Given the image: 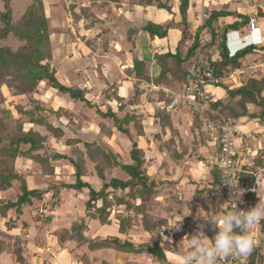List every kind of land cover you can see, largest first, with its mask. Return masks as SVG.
Listing matches in <instances>:
<instances>
[{"label":"trees","instance_id":"trees-1","mask_svg":"<svg viewBox=\"0 0 264 264\" xmlns=\"http://www.w3.org/2000/svg\"><path fill=\"white\" fill-rule=\"evenodd\" d=\"M13 0H2L5 9L10 11V4ZM49 0H31L26 11L15 21L11 15L8 19L0 23V42L14 37L20 45L14 49L7 46H0V144L9 142L8 149H0V194L11 190L14 183H18V192L14 200L0 198V219H7L8 230L21 229L25 237L32 240V231L36 230V225L40 224L44 229L51 226L56 219L54 210L60 204V193H72L74 197L85 196L80 213L75 212L67 215L69 219L68 227H62L55 232L57 238L56 246L63 242H75L76 247L85 248L87 251L112 249L116 252L124 253L128 257L149 255L158 264H169L167 256L186 233V219L179 229L174 231L172 246H166L160 242L161 229L156 217L148 211L151 201L160 204L158 198L164 192L166 186L170 187L167 193H172V187L177 186V181H173L168 167L179 169L182 163L189 160L202 161V146L207 139L204 132L202 120L206 116L199 113H192V124L190 130L201 132V138L186 141L177 135L173 126V116L177 115L183 106L175 108L172 113L165 111L170 100L163 93H155L147 96L146 101L155 106V114L152 118V125L160 129V135H164L168 129L172 138L179 137L175 147L173 139L170 138L167 144L164 143L160 135L155 132L151 135L156 151L162 155L161 163L155 178L148 174V166L151 162L143 150L138 147V138L143 136L142 112L136 104V108H125L119 115L102 100V104L96 105L88 98V93L81 85L66 86L56 78V65L53 64L54 47L51 42V28L55 27L57 32H61L59 25L53 23L51 18L62 17L66 8L63 0H54L51 9L47 10ZM89 7L78 5V0L68 7L70 16L77 28H82L81 21H85V27L93 25L95 13L92 11L97 0H88ZM101 6H106L109 2H126L132 8L138 6L142 8L155 7L163 10L169 15L173 14V4L179 3V12L183 18L187 11L189 0H99ZM48 11V12H47ZM206 19L201 28L196 31L194 40L190 47L182 55L181 45L174 53L154 55V63L158 68V73L150 79L143 72L139 74L135 71L140 66L138 61L134 62L133 71H128V75L133 76L137 81H152L155 85L169 89H180L185 81L188 70L192 66H197L204 56L209 59V71L216 77L228 79L231 74H240L246 68L242 60L252 55L251 47H247L236 52L229 57L216 32V22L218 18L225 17L230 13L227 11H217L208 9ZM247 17H240V24L247 23ZM173 21L156 23L143 21L139 29H128V40L132 43V35L137 32L146 33L152 41H159L167 37L168 29L173 26ZM83 26V27H84ZM228 28L237 27V23L228 25ZM60 29V30H59ZM207 29L209 40L199 51V56L195 52L199 48V34ZM82 30V29H80ZM79 30L78 35L81 36ZM184 38V37H183ZM131 50H133L131 48ZM215 57V58H214ZM142 71V70H141ZM240 72V73H239ZM148 75V72L146 73ZM108 84V81H106ZM42 91L54 93L59 97L66 98L70 103L80 105L82 108L93 110L94 114L103 122L99 124L100 132L107 138L111 137V131L106 127L105 122H111L115 130L130 142L128 150V162L122 160L121 156L100 137L89 132L86 127L75 131L70 128L73 116L62 108L54 111L49 106L41 103ZM223 96L213 105L226 119L237 120L246 118L249 122L255 121L257 124H264V76L259 79L249 78L247 81H240L238 86L229 87L222 85ZM9 93L12 97H23L25 103L13 101L6 103ZM254 108L248 112L249 107ZM101 107H105L103 111ZM173 115V116H172ZM51 118V121L48 120ZM37 128H45L46 133L42 134ZM90 136V137H89ZM92 136V137H91ZM177 137V138H178ZM52 139L62 142L70 150L76 145H82L85 149L84 156H68L53 149ZM264 147V146H263ZM210 153V159L205 162L209 169V180L204 187L196 190V196L204 199H216L219 193L226 194L222 178L218 171L216 156L218 148ZM79 152V151H78ZM75 154V153H74ZM65 161L69 168V175L74 181H57L52 179L57 177V172L51 161ZM263 157L258 158V166L264 167ZM21 161H28L31 168L38 167V174L45 178L42 186L30 189L26 183V176H33V169H29L23 175L18 169ZM92 167V168H91ZM120 169L126 176L125 179L111 177L107 179V173L113 169ZM35 169V168H34ZM55 176V177H54ZM162 176V178H158ZM95 177L98 184L92 185L88 178ZM235 184L238 180V188L243 189V195L239 200L246 210L255 207L258 202L257 177L256 174L242 167L234 175ZM264 180L262 179V182ZM168 184V185H167ZM236 186V185H235ZM264 193V186L262 187ZM49 197L48 204H44L45 197ZM171 200L178 202L177 195H170ZM178 204V203H177ZM230 209L229 203L221 213H226ZM45 214H44V213ZM30 216L29 220L26 219ZM11 216L13 220H11ZM74 216V217H72ZM202 219L203 214L198 213ZM72 218L71 222H69ZM58 220V219H57ZM204 221V219H202ZM92 223H98L102 228L114 230V235L91 236L89 229ZM258 224V223H257ZM259 232H264V220L259 221ZM112 225H116L113 229ZM237 233L240 229H235ZM196 232L195 229L189 230ZM249 235V232H248ZM135 236H142L144 240L136 243ZM32 238V239H31ZM34 242V240H32ZM21 237H11L0 232V258L3 255L12 257L15 264H30V257L26 256L28 245H21ZM252 245V250L247 254V264H264V254H259L261 247ZM30 248L36 249L34 252H41L43 264H50L51 254L41 246L33 244ZM35 257L33 254L32 258ZM73 257L80 264H90L86 253L81 257L73 254ZM100 264H109L100 262ZM128 264H134L129 262ZM222 264H228L227 258Z\"/></svg>","mask_w":264,"mask_h":264},{"label":"crops","instance_id":"crops-1","mask_svg":"<svg viewBox=\"0 0 264 264\" xmlns=\"http://www.w3.org/2000/svg\"><path fill=\"white\" fill-rule=\"evenodd\" d=\"M63 2L66 8L64 10L62 17L51 18L53 23H57L59 25V28L61 29L59 30L61 32H57V29L55 27L51 28L50 30V32L52 33L51 42L54 47L53 64L56 65V78L58 79V81L63 85L69 87L74 85H81L82 87H84V85H86L87 89L85 91L88 93V98L92 100L93 103L100 106V104H102V100H104L106 104L109 105L114 110H116L119 115L121 114V111H123L125 108H130V109L133 107L136 108L137 107L136 104H132V103L138 101V99L136 98L137 95L135 96L134 93V87L137 88L136 84L138 81L135 78H133V76L131 75L129 76L128 71H133L132 69L134 67V62L138 61L140 64L139 66L140 71L137 69H135V71L138 74L139 72H143L145 76H148L150 79H152L153 76H155L158 73V68L155 66L154 63V55L174 53L177 50V48H179L180 46L179 40H181V34L178 30L175 29L178 25H180L179 23L180 20H182V16L178 8L179 3L177 1L174 2L172 9L173 14L169 15L165 11L158 10L154 7L142 8L138 6H133L131 8L130 5L126 2H121V3L109 2L108 4H106V6H101L100 5L101 2L97 0L96 5L92 9V11L95 13V19H93L94 21L93 25H91L90 27H85L84 25H86V22L81 21L82 28H77L74 25V22L68 11L69 8L68 6L73 3V0H63ZM53 3L54 0H49L47 2L48 11L51 9ZM78 5L82 7H89V1L78 0ZM208 9H213L217 11L222 10L230 13L226 17L219 18L216 22V26L221 27L223 26L224 22L227 25H232L233 23H237V27H239L241 30L240 32L241 38L237 37L239 31L234 34V41L236 46L230 48V52L232 55H234L236 52L245 49L246 47H251L253 51L252 54L255 53V55H258L253 60L257 61L258 59V63L256 62V64L254 65L252 64L253 66L251 65L252 67L249 68L251 69L256 68L257 72L260 73L262 77V75L264 74V0H189L187 11L183 21L186 23V25H188L187 36L184 38V41L186 42L185 45L186 50L188 49V47L191 46L196 31L199 28H201L202 25L204 24V20L201 18V15L202 13H206ZM240 17L256 18V28L252 33L248 32L245 29L246 22L243 24L239 23ZM143 21H152L163 24L169 21H173L174 24L168 29L167 37L165 39L159 41H152L146 33L137 32L135 35H132V41L134 43L132 44L128 40L127 31L128 29L130 30L135 29L137 31L140 28L139 25ZM79 30L81 31V36L78 35ZM116 37H118L122 41H116ZM94 40L97 41V43H94ZM208 40H209V35L207 29H204L199 34V46L201 45L202 47L205 43H207ZM69 44H72V49L70 50H68ZM201 47H199L195 52V56H197L198 58L201 57L199 56V51L201 50L200 49ZM131 48L133 50H131ZM111 56L113 57V60L110 59ZM250 57L251 55L247 56L244 60H242V62L246 64V67L248 66L246 62L248 60H251ZM121 59L125 62L123 61L121 62ZM83 60H85L86 68L88 71L91 70L92 68V63H91L92 61L98 60L99 64H97L98 65L96 69L97 74H92V77H90L91 79L89 78L88 80L79 82V80H76L75 78L76 75L79 74L81 71L80 64L81 62H83ZM115 64H117L116 68L118 70V73L116 75L114 70L112 69V67L115 66ZM147 72L148 75L146 74ZM59 74H60V78H58ZM115 76H119V78L117 77L118 78L117 81L114 80ZM106 81H108V84H106ZM113 92H114V96L110 97L112 96ZM223 94L224 93H222V95L219 94L218 95L222 97ZM45 95L47 96L45 98H48V96H50L49 99L50 101L54 100L55 98L56 99L58 98L61 100H65L67 104L71 105L70 107L73 108L76 107L83 111H88V110L90 111V109L87 110V108H82L80 105L70 103L66 98L59 97L54 93H45L42 91L41 96H45ZM263 96H264V92H263ZM145 100L146 99L141 98L139 102L140 103L145 102ZM50 108L52 107L50 106ZM101 108H103L102 109L103 111L105 110V107H101ZM62 109L64 111H68L69 114L73 116V120L77 118V115L74 112L70 111L69 107H66V109L64 108ZM142 114L143 115L141 117V121H142L143 136L138 138V147L141 150H143L147 158L151 160L148 166V174L152 178L156 176L157 173L155 174L150 173L149 170L150 165H155L154 167L156 168L157 166L160 165L162 159V155L156 151V148L154 147L151 137V135L155 132L160 133L159 129L154 128L152 125V118L155 114V106L151 103H147L146 111L142 112ZM92 118L93 119H90V121L87 124L85 123L83 127L85 126L86 129L89 130V132H93L94 135L104 140L103 137H105V135L102 134V132H100V127H99V124H101L103 121L99 117H97L94 113ZM174 119H176L178 126L183 124V122L187 123L190 130V126L192 124V117L190 115H186L185 113L184 121H182L180 117L177 115L173 117V120ZM105 123L107 124L108 122ZM88 124L89 125L92 124L93 127L91 126L89 127ZM242 127L244 129L246 128L249 129L250 127H252L251 130L255 132L264 131V124L259 125L255 121H251L247 125L241 126L240 128ZM111 132H112L111 137L108 139H110L111 141L112 140L114 141L116 139L122 141V143L124 144L123 148L126 149V153H127V158L125 159L123 158V159L124 161L128 162V150L130 149L131 146L130 142L127 140L126 137L120 135L114 128L111 129ZM190 134H192L190 141L192 139L198 140L196 137L193 136L194 132L193 133L191 132ZM121 137H123L124 140H120L119 138ZM182 138H185L184 140L188 141L186 137H182ZM149 139L150 141H148ZM110 140H108L107 143ZM115 151H117V149H115ZM202 154L203 156L204 154H207L206 159H210V153L202 152ZM25 162L30 163L28 161ZM157 162L159 165L156 166ZM179 170L180 173H182V175L186 176L184 177V179H188L189 182L190 181L194 182L193 188L195 189V191L200 190L208 182L209 168L206 166L205 162L202 161L194 162V160L193 161L189 160L187 162L182 163L181 167L175 170L176 175ZM89 179L90 180L95 179V181L91 183L92 185L96 186L98 184V181L95 177L88 178V182H90ZM172 179L175 180L173 177ZM5 194L6 193L0 194V198H3L2 195L4 196ZM217 199L218 198H216L215 200ZM208 201H214V200L211 199ZM186 204L187 202H184L183 206H185ZM188 210L190 213L189 215H188ZM196 210H198V208H196ZM173 211L174 210L171 209L168 211V213H165V215L162 216L164 220L161 221L160 223L161 225L166 227L168 220V226L174 227L173 221L178 223L180 219L182 220V217L179 216V214L181 213L183 215L184 212L185 216L183 217V219H186L188 221L186 223L187 225L186 233L192 236L193 234H195V232L190 233L189 230H193V229H195L196 231L199 230V227H197V225L198 226L201 225V222H199L200 219L192 218L193 215L191 209H187V210L182 209L180 210V213L178 211V217H180V219H177L178 217H172ZM0 220L5 221L7 219H0ZM96 225H97L96 228H98L100 231L101 227L98 225V223H96ZM191 225L193 227H191ZM203 225L205 224L203 223ZM40 226H41L40 224L36 225L37 227L36 230L31 232L32 237L35 236L37 229H39ZM112 227L113 229H115L116 225H112ZM111 230L112 229H110V231ZM170 230L171 228L166 227V233L167 231L168 233L165 234L164 233L165 231H163L161 234V237L165 238L167 241L163 243V239L161 238L162 240H160V242L166 245L168 249L169 247L172 246V243L174 242V239L172 237H169ZM101 231L108 234L106 231L103 230ZM101 231L100 234L98 235L96 234L95 236H103L101 235L103 234L101 233ZM204 233L207 236V238L211 239L206 234V231H204ZM106 234L104 236H106ZM133 239L135 240V242L139 241L138 243L144 240L142 236H135ZM184 239L185 238L183 237L181 240H178V242L184 241ZM178 242L176 243V246L173 247V250L171 248V251L174 252L171 253L169 252L167 256V260L169 264H183V254L188 251L189 247H186L183 250L182 248L179 249ZM71 243H75V242L73 241L63 242L58 246H53V247H49L48 244H46L45 246L42 245L41 247L46 249V251L52 255L50 261V263L52 264H62V262L58 259V256L64 254L65 252L71 258L70 264H80L79 261H77L76 258H73L72 254L68 252V250L71 251V249H66ZM209 243L211 242L209 241ZM34 250L36 249L31 248V255L35 254L33 260L35 261V263L37 262L38 264H43L42 259L38 257V256L41 257V254L39 255L37 252H34ZM85 251H83L82 254L86 253V256L91 264L97 263L96 259L99 256L102 261L107 262L109 264H128L129 262H132L134 264H158L149 255L138 256L136 258L130 259L128 255L124 253L116 252L112 249L98 250L95 252H90L85 249ZM36 254H38L37 257Z\"/></svg>","mask_w":264,"mask_h":264},{"label":"rangeland","instance_id":"rangeland-1","mask_svg":"<svg viewBox=\"0 0 264 264\" xmlns=\"http://www.w3.org/2000/svg\"><path fill=\"white\" fill-rule=\"evenodd\" d=\"M30 2H31V0H13L11 2L9 15H11L12 21L17 20L26 11ZM6 12H7V10L5 9L4 3L2 2V0H0V23H1V19H2L1 17L4 16L6 14ZM220 18H223V17H220ZM179 23H180V25H178L175 29L178 30L181 34V40L182 41L179 40V45H181V50L183 51L181 54L184 55L186 52V48H185L186 42L184 41V38L187 36V31H188L187 26L188 25H186V23L183 22V18H182V20H180ZM184 27H186V28H184ZM228 27L229 26L224 22L223 26L216 29V32L218 34H220V35H217V37L220 40H223V46L226 49L228 56L232 57L233 55L230 52V48H233L236 46L235 41H234V34L239 31V33L237 34V37L241 38V36H240L241 30L239 27H236V28H234V27L228 28ZM116 41H122V40L119 39L118 37H116ZM94 43H97V41L94 40ZM19 45H20V42L12 36H9L8 38H6L5 40L0 42V46H7L10 48H14V49H16ZM199 47H201V45ZM68 48H69L68 50L72 49V44H69ZM257 56L258 55H255V53L251 55V57H250L251 60H248L246 62L248 66L241 70V75L236 73L235 75H232V77L229 76V78L226 79L227 80L226 83L229 87H231V88L234 86L236 87L239 85L240 81H243V80L247 81L249 78H252V77L253 78L261 77L260 73L257 72L256 68H254V69L249 68V67H252L254 64H256V62L258 63V59H257V61L253 60ZM110 59L113 60V57L111 56ZM122 61L123 60L121 59V62ZM123 62H125V61H123ZM91 63H92V68H91V70L88 71L86 68L85 60H83V62H81V64H80L81 71L79 74L76 75V78H75L76 80H79V82H83L85 80H88L90 77H92V74H97L96 69L98 67L97 64H99V61L95 60V61H92ZM116 65L117 64H115V66L112 67V69L115 72V75L118 73ZM243 65L245 66L246 64H243ZM136 69L139 70L140 69L139 66ZM117 77L119 78V76H115L114 80L117 81L118 80ZM58 78H60V74H59ZM136 86H137V84H136ZM216 92L219 95H222V93H223L222 90H216ZM134 93H135V96L137 95L136 98L138 99V101H136L135 103H132V102L131 103L132 104H139L140 99L138 98L139 95H138V92L136 90V87H134ZM6 96L8 98V100L6 102L7 104L12 102V101L14 103H17V102L25 103V100L23 97H12V96H10L9 93H7ZM113 96H114V92H113L112 96H110V97H113ZM45 97H47V96L46 95L41 96V98H40L41 103L43 105H47L49 107L51 106L54 110H57L58 108L66 109V107H69V110L74 112L77 115V118L74 120H71V123L69 125L72 130H75V131L81 130V128L83 127V125L85 123L87 124L90 121V119H93L92 118L93 113H94L93 110L89 111L87 109L88 111H83V110L76 108V107L75 108L70 107L71 105L67 104L65 100H61L58 98L54 99L52 97L54 100L50 101L49 100L50 96H48V98H45ZM253 110H254V108H252L251 106L248 108V112H251ZM178 112L179 113L177 114V116H179L182 121H184V114L185 113H186V115H190L191 117H192V113H195V112L190 111L186 107H184V109L182 108ZM48 120L51 121V118H48ZM231 121H233V120H231ZM238 122H240L241 126H245L249 123V121L246 118H240V119H237L234 121L235 124L236 123L238 124ZM88 126L93 127L92 124L91 125L88 124ZM173 126H174L175 130L177 131V135L179 137H186V139L188 141H190L192 134H190L191 132L189 130V126L187 123L183 122V124L178 126L176 119H174ZM106 127L110 131L112 128H114L111 122H108L106 124ZM35 128L38 131H40L42 134L46 133L45 128H43V127H41V128L35 127ZM251 129H252V127H250L249 129H247V128L244 129L243 127L241 128V130L243 132H245V133L249 132L250 136L245 137L242 140V143L238 145V152L242 155V158L246 160V167L256 174L257 183H258L257 194L259 196L258 202H257V204H258L260 202V200L264 201V193H263V189H262V187L264 186V181L262 182V179L264 180V167L261 168L260 166H258L259 165L258 164V158L263 157V159H264V147H263L264 146V131L263 132L262 131L255 132ZM159 132H160V129H159ZM185 133H186V136H185ZM158 134L160 135V133H158ZM187 134H188V136H187ZM193 136L196 137L197 139H200L202 137L201 132L198 130L194 131ZM160 137H161V139H163L164 143L167 144L169 141H171L170 138H172L173 136H172L171 132L167 129L165 134L160 135ZM177 137H174V139L172 138L173 139L172 141L174 142L176 148H178V145L176 144V142L179 139V137L178 138ZM103 138L106 142L108 140H110L106 136ZM119 139L124 140L123 137H121ZM183 139H185V138H183ZM207 139L203 143L204 146H202V148H201L203 153H205V152L211 153L212 151H215V149H216L215 145H213L211 143L209 145L207 143ZM148 141H150V139ZM108 143H110L111 147H113L114 150L117 149V151L119 153L117 151L116 152L121 156L122 160L127 158L126 149L123 148L124 144L122 143V141H119L116 139L114 141L110 140ZM52 145H53V149H56L60 153L67 154L68 156L74 157L75 155H78V156H84L85 155L84 154L85 149L83 148L82 145H78V146H76L75 149L70 150L69 148L65 147L62 142H56L53 139H52ZM205 147H206V149H205ZM201 157H204L203 158L204 162L208 161V159H206L207 154H204V156H201ZM194 162H196L195 159H194ZM51 163L54 166L55 171L58 174L57 177L54 176L55 178H52V179H54V180L56 179L57 181H61V182L67 181V180H69V181L74 180L72 178V176H70L68 173L69 168L67 167V164L65 161H58V160L53 161L52 160ZM157 165H159L158 162L156 163V166ZM31 166H32L31 163L21 161L17 167L22 172L23 175L26 173L27 170L33 169L34 175L32 177L27 175L25 177L26 178L25 180H26L27 186L30 189H34L36 187L42 186L43 183H45L46 179L39 175L40 172H39L38 167H34L35 168L34 169V168H31ZM154 166L155 165H150V168H149L150 173L155 174L158 172L157 168L159 166H157L156 168ZM208 168L210 169V167H208ZM174 169H175L174 167L169 166L167 171L169 173H171V177H173L175 179L173 181H175V182L177 181V187L174 186L171 188L172 189L171 191H174V192L167 193L166 191L169 190L170 187L166 186L164 188L165 189L164 192L161 193L160 197L158 198V201H160L159 202L160 204H155L153 201H151L149 203V205H148L149 213L152 214L154 217H156V219H158V221L159 220L163 221L164 218H162V216L165 215V213H168L169 210H171V209L174 210L172 212V215H173L172 217H178V211L180 213V210H182L183 208L186 210L188 208V209H191V211H192V215H193L192 218H198V219H200L199 222H201V224H203V223L205 224L203 230L206 231V228L208 227L209 222H207L205 220L202 221L203 218L202 219L199 218L198 213H202L205 218L209 214H213V213H217V215L222 217L224 213H221V211L226 206H228V203H229L228 197L226 196V194L219 193L217 195L218 197L216 196L218 198L217 200L213 199L214 201H208L209 198L204 199L202 196H199L197 194H196V196H194L195 195V193H194L195 189L193 188L194 182H192V181L189 182L188 179H184V177H186V176L182 175V173H180V170L178 171V173L176 175L175 170H177V169H175V170ZM38 172H39V174H38ZM111 177H116V178H120V179L126 178L125 174L123 172H121V170L118 168L113 169V170H111V172L107 173V179L111 178ZM160 177L162 178V176H160ZM160 177L158 176V178H160ZM152 178H155V176ZM208 180H209V178H208ZM89 181H90L89 183H93V181H95V179L94 180L89 179ZM17 192H18V183H14L13 188L11 190H9L8 192H6V194L4 196L2 195V197H3V199L5 198V199H9V200H14ZM174 194H175V196L177 195V200H178L177 203L178 204L171 200L170 195H174ZM181 197H183V199H180ZM48 199H49V197L46 196L43 200V203L48 204ZM59 199H60V204L58 206H56V208L54 210V215H56L55 216L56 219L53 220V222L49 228L44 229L42 226H40L39 229H37L35 236L32 237L33 238L32 240H34V242L32 240H30V243L27 244L26 242L30 238L25 237L22 234L23 232L21 229L17 228V229H13V230H8V227L6 225L8 223V220H5V221L0 220V232L5 233L11 237H16V236L21 237V242H20L21 245L23 247H26V245H28V252L26 253V256L30 257V264H38L37 262L35 263V261L32 258L33 254L31 255V248H30L31 245L33 246V244L35 243V245H37V246H42V245L45 246L46 244H48L49 247L56 246L55 243H57L58 240L55 236V232L58 231L62 227H68L69 223L67 221L69 219H65V218L67 217V215H71L72 213H75V212L80 213V211L82 210L81 209L82 203L86 200V197L83 195L81 198L80 197H74L72 195V193L66 194V193L62 192V193H60ZM184 202H187V204L185 206H183ZM196 208H198V210H196ZM228 211H230V209H227V212ZM27 215L28 214H26V219L29 220L30 216H27ZM72 217H74V216H72ZM177 219H180V217H178ZM11 220H13L12 216H11ZM72 220H74V218H72L69 222H71ZM180 221H181V219L179 220V222ZM159 223H160V221H159ZM181 223L183 224V221L180 222V225H181ZM257 223L254 224L248 230V232H249V236L252 238L253 247L254 246L259 247V245H263V247L260 246L261 251L259 252V254L262 256V254H264V232H262V233L259 232L260 224H259V222H257ZM96 227H97L96 223H92V225L89 229V235H92V236H95L96 234L98 235V234H100L101 230L106 231L109 235H114L113 230L110 231V229H108L106 227L105 228L102 227L99 231V229ZM159 227L161 229H163V231H165L164 232L165 234L168 233V231L166 233V227L165 226L159 224ZM191 227H193V226L191 225ZM197 227H199V226L197 225ZM173 230L176 231V229H173ZM173 230L172 231L170 230L169 237H172ZM101 233H103V234H101L103 236L106 234L102 231H101ZM108 234H106V235H108ZM187 237L190 238L191 236L188 233H186V235L184 236V238H185L184 241L178 242L179 249L182 248V250H183L186 247H190L189 241H187L188 240ZM161 238L162 237H160V240L163 239V243H165L167 241L165 238H162V239ZM138 242L139 241H136V243H138ZM166 248H167V246H166ZM66 249H71V251L68 250V252L70 254H72V256H73V254H75L78 257H81L82 252L85 251V248L80 249L79 247H76V243H71ZM34 251H36V250H34ZM37 253L40 255L41 252H37ZM38 254H36V257L38 256ZM61 255L58 256V259L62 262V264H70L71 263L70 262L71 258L66 252L64 254H61ZM38 257L40 258V256H38ZM12 259L13 258L8 256V255H3L0 258V264H15ZM100 260L101 259L99 256L96 259L97 263H95V264H99V262L102 261V260L101 261ZM50 261H51V259H50ZM38 262H40V261H38ZM50 264H52V263H50Z\"/></svg>","mask_w":264,"mask_h":264},{"label":"built area","instance_id":"built-area-1","mask_svg":"<svg viewBox=\"0 0 264 264\" xmlns=\"http://www.w3.org/2000/svg\"><path fill=\"white\" fill-rule=\"evenodd\" d=\"M206 14L202 13L201 18L206 19ZM256 28V18L249 17L245 25V29L252 33ZM209 59L204 56L197 66H192L188 70L185 81L180 89H169L155 85L152 81H138L137 92L138 98H147V96L155 93H163L170 103L166 106L165 111L171 113L175 108L183 106L190 111L206 116L202 120L204 124V132L207 135V143L213 144L218 148L216 162L219 174L222 178L224 188H226V196L229 199V207L232 210V189L226 185L228 179H231L232 186L235 187L234 175L242 167H246V160L238 152V145L242 143L245 137L250 136L249 132L241 130L240 122L234 123L230 119L223 117L218 109L213 105L221 98L216 90H222V85H227V80L216 77L209 71ZM231 74L230 77H232ZM87 89L86 85L83 87ZM147 101L141 102L138 106L142 112L146 111ZM230 174V175H229ZM238 210H245L242 203L238 200ZM235 231V229H234ZM218 232V228L209 223L206 228V234L213 239ZM226 258H220L217 264H222ZM228 264H247V254L240 257L227 258Z\"/></svg>","mask_w":264,"mask_h":264},{"label":"clouds","instance_id":"clouds-1","mask_svg":"<svg viewBox=\"0 0 264 264\" xmlns=\"http://www.w3.org/2000/svg\"><path fill=\"white\" fill-rule=\"evenodd\" d=\"M225 184L233 190L230 199L232 210L224 213L222 217L217 213L209 214L206 218L202 217L205 221L216 226L218 232L213 239H209L203 231L204 225H199V230L190 238L187 237L190 247L183 254V264H217L220 258H236L251 252L252 238L248 235V230L257 222L264 220V201L260 200L250 210H238L236 202L241 199L244 190L238 188V180L235 187L232 186L231 179H228ZM179 216L183 220L184 212ZM180 222L173 221L174 227H169L167 220L166 227L179 229ZM237 228L240 229L239 233L234 231ZM162 231L163 229H161Z\"/></svg>","mask_w":264,"mask_h":264},{"label":"water","instance_id":"water-1","mask_svg":"<svg viewBox=\"0 0 264 264\" xmlns=\"http://www.w3.org/2000/svg\"><path fill=\"white\" fill-rule=\"evenodd\" d=\"M8 17H9V10H7L6 14L4 16H2L1 18H2V20H6V19H8ZM9 147H10L9 142H3L0 144V149H3V148L8 149Z\"/></svg>","mask_w":264,"mask_h":264}]
</instances>
